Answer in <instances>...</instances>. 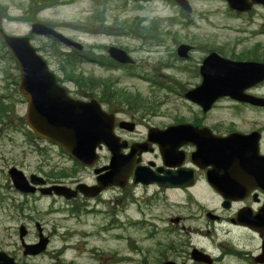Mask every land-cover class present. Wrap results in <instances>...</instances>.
<instances>
[{"label":"rangeland","instance_id":"obj_1","mask_svg":"<svg viewBox=\"0 0 264 264\" xmlns=\"http://www.w3.org/2000/svg\"><path fill=\"white\" fill-rule=\"evenodd\" d=\"M38 2L40 1L0 0V23L4 30L14 35H26L31 22L41 20L81 42L85 49L83 53L89 56L92 53L107 54L103 46L127 47L134 59V65L128 69H134L145 77L129 76L127 67L106 68L89 61L79 63L77 69L74 68V72L85 78L78 86L77 82L70 81L67 74L71 66L65 70L61 68L63 61L58 50L69 51L68 47L60 43L53 44L39 35H34L31 41L57 75L59 82L68 87L73 96L82 98V94L86 92L102 95L101 83L91 85L90 80L97 78L111 81V90L124 88L128 92L139 93L140 98L155 106V110L142 115L138 111L129 110L128 104L123 101L120 103L124 106L118 103H112L111 106L122 110V113L131 111L135 119L146 118L153 124H165L171 119L188 118L200 112L196 103L185 98L184 93L200 82L196 67H199L202 58L209 51L218 50L231 59L239 56L243 60L264 59V7L261 5L254 6L248 13H239L231 10L225 0H189L192 11L185 13L172 0H66L68 3H58L33 11ZM100 19L104 21L101 22ZM105 21L106 24H112V27L99 29L98 24ZM123 21L129 27L134 24L133 21H139L136 24L151 38H140L130 33L131 31L126 32L125 25L121 23ZM86 28L90 30L87 31ZM116 29L119 31H112ZM181 42L192 44L195 48L186 60L180 59L176 53V47ZM253 49H256L257 55L248 56L254 52ZM148 77H155L158 84L152 80L151 82ZM20 78L18 64L0 39V96L12 92L17 101L15 107H8L11 101L0 99L3 110V115H0V250L28 264H138L143 254H147L149 259L154 258L159 235L149 236L148 228L167 226L170 223L168 218L186 213L184 209L169 203L166 209L164 206L150 207L149 202H140V207L129 205L123 213L114 214L108 205H100L98 212L71 215L59 209L64 205L60 200L52 203L49 195L38 192L21 193L14 188L8 174L10 167L21 169L26 176L35 173L44 178L45 172L50 171L53 166L55 168V162L61 164L63 160L66 168L72 167V162L60 153L56 145L33 136L24 124L22 116L24 117L27 103L18 92ZM246 91L264 95V82ZM236 103L229 97L219 98L205 118L208 122L220 121L225 127H251L257 120L264 124V117L261 115L264 112L251 108L240 110L242 106ZM122 115L120 117L131 119V114ZM6 120L10 122L5 123ZM138 129L141 131L143 127L139 126ZM25 139L30 140V146ZM106 152V149L102 150V153ZM81 175L91 181V173L81 171ZM52 179L57 180V175ZM140 192L137 191L138 194ZM148 192L150 194L151 190ZM207 203L212 205L218 202ZM34 221L50 237L49 243L43 253L24 256L19 227L25 225L28 230L23 236L26 243L37 241ZM181 224L200 226L199 222L191 219L184 220L178 227ZM221 226L219 225L215 234L212 233L213 238L221 240L228 236L239 247L254 250L257 239L253 234ZM201 227L200 233L196 232L190 237L183 233L184 236L181 237L185 240L192 239L197 249L203 247L207 252L219 255L220 242L209 239L202 225ZM131 244L134 245L133 248L130 247ZM229 247L233 249L232 245ZM147 249L151 252L147 253ZM192 259L198 261L193 256ZM217 264L248 263L237 260V257L226 256Z\"/></svg>","mask_w":264,"mask_h":264},{"label":"flooded vegetation","instance_id":"obj_2","mask_svg":"<svg viewBox=\"0 0 264 264\" xmlns=\"http://www.w3.org/2000/svg\"><path fill=\"white\" fill-rule=\"evenodd\" d=\"M2 29L4 28L0 23V39L4 46L5 43L1 37ZM28 35L32 41L35 34L28 33ZM42 37L52 41L50 37ZM190 45L192 46L190 52H192L195 48L194 45ZM123 49L130 53L127 47H123ZM102 55L104 56L95 57H105V54ZM189 57L190 56L186 57V59ZM94 60L96 61L95 63L99 62L98 59ZM114 62L115 65L120 68H122L121 66H127V68H129L133 65ZM82 98L89 99L83 96ZM97 99L107 112L115 114L114 134L119 138V144L126 143L125 146L120 147V153L124 155L122 157H127L125 177L121 181L122 184L106 186L101 189L97 195L92 197H88L83 193H78L75 198L67 199L64 196H58L52 193L49 195L53 201L52 203L57 200L64 202L63 207L59 209L69 212L71 215L83 212H98L100 211L98 209L100 205H108L110 211L114 214L123 213L129 205H134L135 208L137 206L140 207V202H149L150 207L155 205L164 206L166 209H168L169 203L170 205H175L177 208L184 209L186 213L176 214L174 217L170 214L171 216L168 218L170 223H168L167 226H152L148 228L147 233L149 236H154L155 234L159 235V239H157L158 247L155 249L157 253L152 259H149L147 254H143L138 264H164L166 262H173L175 264H208L193 260L192 252L198 247L192 242V239L188 238L185 240L181 237L184 236L183 233L189 237L196 232L200 233L202 230L201 225L209 236V239L220 242L218 244L220 249L219 255L211 254L203 247L199 248V250L211 256V264H217L218 261H222L226 256H229V258L237 257V260L243 263L264 264V261L260 262L256 259L258 256L264 258V253L262 251L264 225L260 226L262 231L259 232L243 223L249 217L261 214L264 209V124H261L260 120L255 121L251 127L243 128L233 125L225 127L220 121L208 122L205 116L215 107L214 103L207 111H203L198 104H195L200 112L188 118L179 117L171 119L165 124H153L146 118L135 119V115L133 114L130 116L131 119L122 118L120 116L127 112L122 113V110L102 102L101 96ZM1 100L11 101L8 107L16 105L17 102L12 92H9L6 96H1ZM236 105L242 106L240 110H242V108H251L258 112H264V105H252L243 102H237ZM261 115L264 117V113H261ZM123 121H130L133 124L132 126L130 124H124ZM184 124H189L195 129H193V135L195 137L186 138L181 133L179 134V131L174 135L170 134L171 136L169 137H166V134L164 135L165 131L171 130H167L169 127H177ZM139 126H142L143 130L140 131L138 129ZM235 132L244 135L241 136L242 138L237 142L230 141L235 145L227 142L223 143L220 139L211 137H227ZM25 141L28 146L31 145L30 140L25 139ZM238 146L239 148H237ZM105 149V146L101 145L99 147L98 158L91 167L71 159L60 149V153L72 162V167L70 169L66 168L67 165H64L65 163L63 160L61 164L55 162V168L53 166L50 171L45 172V185L64 184L73 189L79 184H86L89 186L99 185L97 179L108 170L107 166L111 163L113 156L112 149H106V154L102 153V150ZM216 159H220V161H208ZM215 164L220 165V170L222 172H225L228 168L231 171H235V173L231 175L234 176L237 182L234 186L238 192L236 195L225 196L219 192V188L221 189L222 187L226 189L225 187H227V185H221L218 189L211 185L210 182L213 180V176L210 170L213 169ZM54 169H61V171L55 172ZM95 169H100V172L95 173ZM137 169L165 178L162 179L161 183L144 184L141 181H134L135 171ZM179 169L182 170L179 171ZM81 171L91 173L92 178L90 182L81 175ZM55 174L57 175V180L52 179ZM136 176L138 175L136 174ZM218 177L220 181L222 178H227L225 176H221V179L220 176ZM169 178L182 180L181 182L183 183L181 185H173L172 180ZM36 188L38 189L40 187ZM149 189L151 190L150 194L148 192ZM139 190L141 191L140 194L137 193ZM207 202L218 203L209 205ZM186 219L197 221L200 226L189 227L181 224V226L178 227V225ZM36 222L37 221H34V226L37 230L38 241L40 236L39 230L36 227ZM219 225H222L221 227L227 226L238 230L241 229L253 234L257 239V245L254 247V250H247L245 246L239 247L234 243V239L228 236L221 240L218 237L213 238L214 236L212 233L215 234ZM40 231L44 235L43 228ZM27 233L28 230L26 234ZM45 236H47L49 240L50 237L48 235ZM139 240H141V238ZM37 241L29 243H35ZM130 242L133 243L132 240ZM134 245L131 244L130 247L133 248ZM180 245L182 248H180ZM229 245H232L233 249L229 247ZM135 250L139 253L136 248ZM140 251L142 250L140 249ZM150 252L151 250L147 249V253ZM26 256L30 257L34 255ZM15 261L20 264L26 263V261L23 260L15 259Z\"/></svg>","mask_w":264,"mask_h":264},{"label":"water","instance_id":"obj_3","mask_svg":"<svg viewBox=\"0 0 264 264\" xmlns=\"http://www.w3.org/2000/svg\"><path fill=\"white\" fill-rule=\"evenodd\" d=\"M226 1L231 9L239 12L251 10L254 4H261L264 6V0ZM174 2L184 10L191 11V5L188 0H174ZM31 32L41 35H51L67 46H73L78 49L82 48L80 43L41 22L33 23L31 25ZM1 35L15 61L19 65L21 78L18 89L27 102L25 120L28 127L38 136L57 144L68 155L87 166L93 165L97 160V147H100L102 144H104L107 149H112L113 151L111 163L107 166L108 170L98 177L99 185L88 186L80 184L76 189H70L65 185L55 184L51 187L39 188L41 193L50 194L51 190H53L56 194L64 195L66 198L70 199L76 197L78 191L83 192L87 196H93L108 185H121V181L125 177L127 157H122L124 155H121L120 147L125 146L126 143L119 144V138L116 137L113 132L115 122L114 115L103 110L100 102L95 98L83 100L70 96L66 88L57 83L55 75L49 70L46 61L37 54L28 36L9 35L3 30H1ZM191 47L192 46L189 44H180L177 47V54L180 57H187ZM108 53L119 62H133V59L127 52L119 47L110 46L108 48ZM200 74L202 77L201 84L187 91L185 96L191 101L201 105L204 111L208 110L214 101L222 96H229L233 99L250 102L252 104L264 105V97H255L244 92L247 87L264 80V63L255 61H235L221 57L217 53L212 52L203 59L200 66ZM124 124H130L132 126L133 123L124 121ZM170 128H172L170 131L164 132L166 137L176 134L177 131L186 138L195 137L193 135L195 129L191 127V125L185 124ZM241 136L244 135L232 133L227 137H211L220 139L223 143L227 142L232 144L231 142L239 141L242 138ZM237 148H239V146ZM218 160L220 161V159L208 161L218 162ZM220 168L219 164H215L213 169L210 170L213 176V182H210L211 185L217 187V189L221 185H227V187H225L226 189L222 187L221 189L219 188V192L227 196L236 195L238 192L234 186L237 182L234 176L231 175L232 173L234 174L235 171H231L228 168L225 172H222ZM181 170L182 169H179V171ZM99 171L100 169H95L96 173ZM136 174L138 176H136ZM9 175L14 187L18 191L25 193L35 192L36 187L34 185L43 184L45 182L41 176L37 175H32L29 180L24 173L16 167L9 169ZM218 176H220V179L223 176L227 178H222L220 181L218 180ZM163 178L165 177L142 172L140 169H137L135 171L134 181H141L144 184L161 183ZM176 178L169 179L172 180L173 185H181L183 183L181 182L182 180ZM243 223L247 224L253 230L261 232L262 229L260 226L264 225V209L261 214L249 217ZM36 226L39 230L40 237L35 243H26L23 236L26 234L27 230L24 225L19 227V237L22 242L24 255H36L44 251L47 247L48 237L41 233V226L38 222ZM262 251L264 253V238L262 242ZM192 256L198 261L206 263H211L212 261L207 253L199 251L197 248L193 250ZM256 259L260 262L264 261L262 256H258ZM0 264L19 263H16L14 258L6 252L0 251ZM164 264L175 263L166 262Z\"/></svg>","mask_w":264,"mask_h":264},{"label":"trees","instance_id":"obj_4","mask_svg":"<svg viewBox=\"0 0 264 264\" xmlns=\"http://www.w3.org/2000/svg\"><path fill=\"white\" fill-rule=\"evenodd\" d=\"M40 2H38V4L35 6V8L33 9V11L36 10H41L45 7H51V6H55L58 3H68L66 2V0H64L63 2H60L62 0H39ZM31 8V5H29V8ZM28 11V10H27ZM101 22H103V19H100ZM122 24L125 25V29L126 32L131 31L130 33H133L134 35H137L140 38H148L151 36L150 35H146L143 33V31L141 30V28L139 27V21H133L132 23H134L132 26H128L127 23L125 21L121 22ZM121 24V25H122ZM87 26L89 27V24H87ZM99 29L105 28V27H112V24H106V21L104 23H100L97 26ZM87 31H89V28H86ZM112 31H116L118 32L119 30H112ZM53 44H55V41L53 42ZM253 53L251 54L252 56L257 55L256 49H253ZM58 53H60V55H62V64H61V68L63 70H65L69 65L71 66V70L67 71V74H69L70 77V81L73 82H77V85L79 86L83 81H84V77L83 75H79L78 72H74V68L77 69V65L79 63H81L82 61H84L85 59L91 57L89 56V54L86 53H82L80 51H77L75 49H72V51L70 52H62L60 50H58ZM264 57V54H262ZM264 61V59H263ZM100 62L106 66H116L115 62L108 58H101ZM141 75V73L136 72V70L134 69H128V75ZM71 75V76H70ZM148 79H152L153 82L155 84H158L157 79L155 77H148ZM58 80V79H57ZM59 81V80H58ZM91 81V85L96 84V83H101L102 85V95L100 94H95V95H100L101 99L103 102L105 103H118V104H122L120 103L121 101H123L126 105L128 104L127 107H129L130 110H132V112L134 111H138L140 112L142 115H145L146 113L149 112H154L155 110V106L151 103V102H147L146 100H144L143 98H140L139 93H134V92H128L127 90H125L124 88H117L116 90H111V81H105V80H101V79H97L94 78V80H90ZM81 88V87H80ZM93 89V88H91ZM82 95L84 96H95L92 94H87L83 93ZM116 101V102H115ZM1 105V104H0ZM123 105V104H122ZM124 106V105H123ZM0 115H3V110L0 107ZM2 117H0L1 119ZM30 133H32L30 131Z\"/></svg>","mask_w":264,"mask_h":264}]
</instances>
